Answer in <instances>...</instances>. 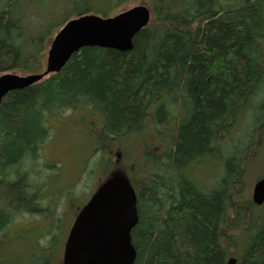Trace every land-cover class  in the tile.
<instances>
[{
    "label": "trees",
    "instance_id": "obj_1",
    "mask_svg": "<svg viewBox=\"0 0 264 264\" xmlns=\"http://www.w3.org/2000/svg\"><path fill=\"white\" fill-rule=\"evenodd\" d=\"M133 1L0 0V76L44 72L67 21L112 17ZM141 1L152 20L132 51L83 48L59 74L4 98L0 264H7L11 225L25 214L49 216L38 167L53 119L68 112L94 137L82 177L97 169L103 179L124 174L137 192L135 264H227L231 257L264 264V205L238 191L250 154L264 144V0ZM246 123L247 144L234 132ZM150 132L156 152L146 140ZM115 149L122 157L111 161ZM212 160H222L223 172L207 189L200 173L205 165L212 173ZM56 220L51 253L39 251L31 264H55L64 237V219Z\"/></svg>",
    "mask_w": 264,
    "mask_h": 264
},
{
    "label": "water",
    "instance_id": "obj_2",
    "mask_svg": "<svg viewBox=\"0 0 264 264\" xmlns=\"http://www.w3.org/2000/svg\"><path fill=\"white\" fill-rule=\"evenodd\" d=\"M151 16L150 9L141 5L114 18L86 15L69 21L51 44L44 73L27 77L11 73L0 78V105L8 93L59 74L83 48L132 51L135 37L149 25ZM137 202L125 176L108 179L77 216L65 244L63 264H135L132 231L139 220ZM253 202L264 204V179L254 186ZM228 264H237V259L231 258Z\"/></svg>",
    "mask_w": 264,
    "mask_h": 264
},
{
    "label": "rangeland",
    "instance_id": "obj_3",
    "mask_svg": "<svg viewBox=\"0 0 264 264\" xmlns=\"http://www.w3.org/2000/svg\"><path fill=\"white\" fill-rule=\"evenodd\" d=\"M142 4L144 3L141 0H134L124 8L128 9ZM76 116L77 114L68 112L52 121L53 134L51 139L43 146L42 160L40 168L38 167V171L42 174L41 181L44 183V193L41 202L49 216L41 218L29 217L28 214H25L22 218H19L20 220L10 226L6 238L8 244L5 250L7 260H4L7 264H31L32 256L35 260H40V252L41 254L51 253L48 250L50 248L49 238L56 229V219L58 217L64 219L62 220L63 233H67L79 209L90 199L97 184L104 180L101 177V169H97V167H95L97 171L94 176L85 175L82 177L92 155L91 149L94 144L91 143L94 141V137L87 132V129H83L75 122ZM93 124L100 123L94 122ZM246 128H248L247 123L246 125L242 124V126L239 124V127L234 132H240L239 135L244 138L243 141H246L245 143L247 144L251 139L248 138L249 132ZM236 136L234 133L226 139L232 141ZM146 140L149 148L155 146V134H147ZM228 143L226 142L227 146L224 145L225 148L228 147ZM136 147H140L139 142ZM152 149L153 152L157 151V149ZM119 152L117 149L114 150L109 156L111 161L115 160V155ZM48 166L55 167L56 171L50 170L51 168H48ZM246 168L244 186L238 191L243 193L244 200H247V197L250 200L255 181L264 178V144L261 149L252 151ZM201 171L202 180L200 185L205 184L207 189L211 188V186L212 189L215 188L217 180L223 172L222 160H212V173H210L209 165H205V168L201 169ZM68 193H73V196L69 197L66 203L65 195ZM31 209H36V207L31 204L29 210ZM62 240L63 238L61 239V244ZM53 255L55 264H60V258H62L63 254L60 256L57 252H54ZM37 263L41 262L37 261Z\"/></svg>",
    "mask_w": 264,
    "mask_h": 264
},
{
    "label": "bare ground",
    "instance_id": "obj_4",
    "mask_svg": "<svg viewBox=\"0 0 264 264\" xmlns=\"http://www.w3.org/2000/svg\"><path fill=\"white\" fill-rule=\"evenodd\" d=\"M137 6H141V5H136L135 7H137ZM129 9H131V8H128V9H126V10H124V11L118 13V14L115 15V16H112V17H103V18H105V19H109V18L117 17V16H119V15L125 13V12L128 11ZM84 16H86V15H84ZM81 17H82V16H81ZM151 20H152V16H151V19H150V23H151ZM150 23H149V24H150ZM148 26H149V25H148ZM64 27H65V26H64ZM64 27H63V28H64ZM63 28H62V29H63ZM48 56H49V54L47 53L46 66H47V59H48ZM30 75H32V74H30ZM30 75H20V76H25V77H27V76H30ZM2 76H4V75H1L0 78H1ZM36 84H38V83H36ZM36 84H34V85H36ZM34 85H32V86H34ZM32 86H30V87H32ZM28 88H29V87H28ZM26 89H27V88H26ZM23 90H24V89H23ZM12 92H13V91H12ZM10 93H11V92H10ZM10 93H8V94H10ZM8 94H7V95H8ZM7 95H6V96H7ZM6 96H5V97H6ZM5 97H4V98H5ZM4 98H3V100H4ZM262 179H264V178H262ZM262 179H260V180H262ZM132 187H133V185H132ZM133 189H135V188L133 187ZM263 205H264V204H263ZM227 264H228V263H227Z\"/></svg>",
    "mask_w": 264,
    "mask_h": 264
}]
</instances>
